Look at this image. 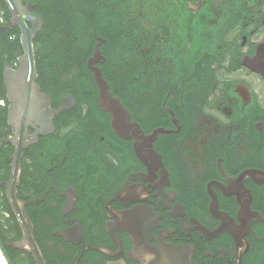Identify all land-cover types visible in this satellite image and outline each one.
Returning a JSON list of instances; mask_svg holds the SVG:
<instances>
[{
  "label": "flooded vegetation",
  "instance_id": "obj_1",
  "mask_svg": "<svg viewBox=\"0 0 264 264\" xmlns=\"http://www.w3.org/2000/svg\"><path fill=\"white\" fill-rule=\"evenodd\" d=\"M105 4L118 9L120 39L107 47L96 37L105 42L93 66L133 126L118 137L90 91L74 96L84 80L75 68L41 78L36 67L52 110L74 103L22 150L16 196L34 238L51 264L77 262L81 244L57 235L77 226L87 248L78 264H264V0ZM7 28L17 27L0 6ZM22 54L0 62V140L13 136L20 89L6 83L5 66L17 71ZM13 152L0 144V214L20 230L5 186ZM160 247L175 253L154 254Z\"/></svg>",
  "mask_w": 264,
  "mask_h": 264
},
{
  "label": "water",
  "instance_id": "obj_2",
  "mask_svg": "<svg viewBox=\"0 0 264 264\" xmlns=\"http://www.w3.org/2000/svg\"><path fill=\"white\" fill-rule=\"evenodd\" d=\"M10 14V24L16 26L19 30V40L23 54L18 58L19 69L12 71L5 66V81L13 85L20 86L17 89V95L13 96L14 108L10 115V124L13 127V136L8 139L0 140L1 143H10L14 147V152L11 156L9 180L6 183V197L11 206V209L20 225L22 237L20 240L10 243V246L31 255L35 264H46L42 253L33 236V227L28 219L25 205L17 199V187L20 181V158L22 150L30 143L37 141V134L47 135L53 131L52 119L60 112L69 109L73 105L74 99L69 98L63 100L56 110L51 109V100L48 95L40 91L39 86L35 83L37 71L35 66V54L33 40L43 27L41 17L31 12L36 5L29 2L23 3L22 0H3ZM98 43L95 46L93 56L88 60L87 65L92 73L95 85L98 88V104L102 111L111 116V129L115 135L125 139L128 129L133 125L130 124V116L119 99L113 97L109 91V86L102 76L99 68L94 67L96 63H100L99 45L105 41L96 38ZM72 102V104L70 103ZM39 127L35 134H30L27 126ZM159 131H155L151 136L145 137L144 140L151 142L155 139ZM127 136V137H126ZM29 138V140H28ZM264 182V174L262 175ZM112 232V231H111ZM58 236L73 244H81V251L78 260L82 253L87 249L83 245V233L79 226L62 230L57 233ZM97 251L107 254V251L102 248H95ZM172 253V249L160 247L156 249L154 254ZM157 257L152 264H165ZM78 260L75 264H78ZM159 260V261H158ZM0 264H7L0 250Z\"/></svg>",
  "mask_w": 264,
  "mask_h": 264
},
{
  "label": "trees",
  "instance_id": "obj_3",
  "mask_svg": "<svg viewBox=\"0 0 264 264\" xmlns=\"http://www.w3.org/2000/svg\"><path fill=\"white\" fill-rule=\"evenodd\" d=\"M22 1L36 5L32 11L38 14L43 21V27L33 41L39 77L48 78L53 73L69 75L71 69L75 68L76 72L72 76L84 80L74 81L73 91L70 92L80 98L87 89L93 96L92 101L99 108L98 88L86 67V62L93 54L97 43L96 37L104 38L107 47L118 46L121 17L117 7L105 4V0ZM0 6L7 19L9 12L3 0H0ZM21 53L18 29L7 28L5 32L0 31V62L15 60ZM5 54L7 58L4 57ZM110 81L113 94H115L116 81L113 79ZM127 105L130 108V105ZM16 234L19 235L20 230L10 228L0 214V250L7 264H35L31 255L10 246V243L20 238L16 237ZM35 239L37 240L36 236ZM37 244L47 264H51L50 257L46 256L44 243L37 240ZM77 254L78 251L75 256Z\"/></svg>",
  "mask_w": 264,
  "mask_h": 264
},
{
  "label": "built area",
  "instance_id": "obj_4",
  "mask_svg": "<svg viewBox=\"0 0 264 264\" xmlns=\"http://www.w3.org/2000/svg\"><path fill=\"white\" fill-rule=\"evenodd\" d=\"M3 102L0 100V104H2Z\"/></svg>",
  "mask_w": 264,
  "mask_h": 264
}]
</instances>
